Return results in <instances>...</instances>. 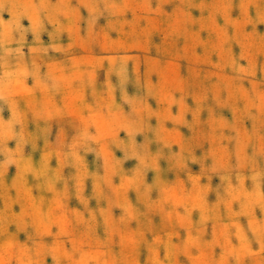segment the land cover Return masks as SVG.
Returning <instances> with one entry per match:
<instances>
[{"label":"rangeland","instance_id":"rangeland-1","mask_svg":"<svg viewBox=\"0 0 264 264\" xmlns=\"http://www.w3.org/2000/svg\"><path fill=\"white\" fill-rule=\"evenodd\" d=\"M3 2L0 125L18 107L36 142L0 137V264L9 242L11 264H260L264 23L239 0Z\"/></svg>","mask_w":264,"mask_h":264},{"label":"clouds","instance_id":"clouds-1","mask_svg":"<svg viewBox=\"0 0 264 264\" xmlns=\"http://www.w3.org/2000/svg\"><path fill=\"white\" fill-rule=\"evenodd\" d=\"M220 4L222 7L227 8L231 10L233 6V0H220ZM7 7L6 4H4L3 0H0V8H5ZM32 7L36 8L37 11H45V6L43 3L40 5H32ZM119 6L110 3L109 0H92V11L96 14L99 15L101 14V9L103 10H111L113 16H118L117 8ZM238 7L241 9V14L243 18V23L245 24H255V23H264V0H239ZM252 8L255 9L256 12V20H253L251 16L248 14V10ZM146 11L148 13H151L153 10L151 8H147ZM92 22H94V17ZM15 29H20L19 25V20H17L15 24ZM226 29H227V23L225 25V34H226ZM23 30L21 29V32ZM17 53L20 52L19 49L16 50ZM22 55V53H20ZM30 75H34L39 79V68L35 67ZM254 75V71L252 72ZM121 76H122V81L127 80V71H126V64L121 63ZM42 86L45 88H48V85L41 82ZM8 88V85H4V91L6 92ZM59 89V84L58 82H53L51 86V92L54 94L57 90ZM0 98H4L7 101L6 96H0ZM127 100V97H125ZM13 105H16L15 101H12ZM34 107L37 109V111L43 112L45 111V106L43 105H37L34 104ZM25 121H26V113L24 110L19 109L16 107V111L14 114V118L10 121L5 122L4 124L0 125V137H7V138H15L18 142V148H22L25 144L32 143L33 146H35L36 142V137L33 135H30L29 133L26 132L25 129ZM17 126H19V130H17ZM43 133H47L48 129L43 128L41 130ZM94 137L90 136L87 134V132L83 133L81 136V144L87 149L88 142L93 140ZM119 146V145H117ZM90 150V149H88ZM0 155H3L5 158L3 161H0V168H4L5 170L7 169V166L9 164H15L18 162L19 157L17 156L16 153L13 152H8L5 150L3 153H0ZM259 192H257V196H259ZM253 233L256 236L257 240H261L262 237H264V225H261L257 229H253ZM7 234V221L3 222L2 225H0V236H4ZM242 241L245 246H250V241H248L246 238L243 237L241 234ZM31 239V237H29ZM14 244L12 242L6 243L3 245V250L5 253V260L4 264H11V262L16 258V252L13 251ZM261 252H264V242H261ZM24 264H36V261L32 260L31 258H28L24 261ZM260 264H264V260L260 262Z\"/></svg>","mask_w":264,"mask_h":264}]
</instances>
